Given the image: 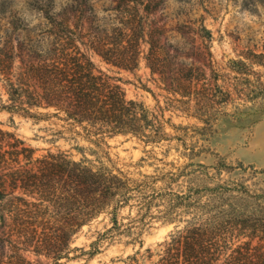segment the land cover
<instances>
[{
    "label": "rangeland",
    "instance_id": "rangeland-1",
    "mask_svg": "<svg viewBox=\"0 0 264 264\" xmlns=\"http://www.w3.org/2000/svg\"><path fill=\"white\" fill-rule=\"evenodd\" d=\"M72 6L66 14L86 20L82 33L112 41L125 38L127 23L137 33L142 20L134 69L84 50L98 68L120 79L128 99L145 104L154 121L146 133L155 131L156 138L120 133L96 146L57 118L0 108V128L25 140L35 155L61 149L79 159V145L90 159L147 184L142 199L132 197L119 210L121 228L131 232L101 239L111 226L103 213L75 236L59 264H124L133 255L139 264H159L179 231L198 232L204 247L223 251L219 259L203 256L198 264H264L251 256L264 251V230L202 223L228 202L264 211V0H0V36L27 43L28 35H41L34 28L46 15ZM14 20L29 29H14ZM1 97L6 99L0 86Z\"/></svg>",
    "mask_w": 264,
    "mask_h": 264
},
{
    "label": "trees",
    "instance_id": "trees-1",
    "mask_svg": "<svg viewBox=\"0 0 264 264\" xmlns=\"http://www.w3.org/2000/svg\"><path fill=\"white\" fill-rule=\"evenodd\" d=\"M67 12H74V7L55 17L46 15L34 28L40 29L41 35L36 39L28 35L27 43L0 36V86L6 94V99L0 98V108L57 118L78 128L75 133H83L96 146L105 137L120 133L155 141V131L146 133L154 121L145 104L128 99L120 79L98 68L84 50L89 47L108 64L134 69L143 38L142 20L137 33L132 34L133 29H128L132 23H127L121 29L126 30L125 38L112 41L108 35L82 33L86 20L77 22ZM11 26L29 29L22 21L14 20ZM150 44L153 50V42ZM40 108L47 111L40 112ZM76 148L82 155L79 159L61 149L35 155L36 149L25 140L0 128V264H46L42 257L59 264L69 257L75 236L103 213L110 216L111 226L101 239L112 241L132 231L121 228L118 213L132 197L145 196V181L114 172L103 161L87 157L82 146ZM232 204L223 203L216 215L199 222L264 230V211H249L244 203ZM203 236L179 231L166 243L159 264H198L203 256L219 259L223 251L204 247ZM98 240L92 242L91 253L98 250ZM251 256L262 260L264 251L257 249ZM124 264H139V260L136 255L129 256Z\"/></svg>",
    "mask_w": 264,
    "mask_h": 264
}]
</instances>
